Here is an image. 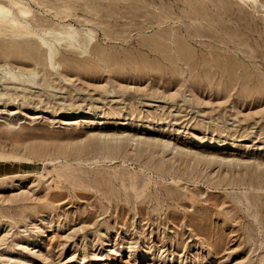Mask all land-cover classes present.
<instances>
[{
  "label": "rangeland",
  "instance_id": "obj_1",
  "mask_svg": "<svg viewBox=\"0 0 264 264\" xmlns=\"http://www.w3.org/2000/svg\"><path fill=\"white\" fill-rule=\"evenodd\" d=\"M0 8V264H264V0Z\"/></svg>",
  "mask_w": 264,
  "mask_h": 264
},
{
  "label": "bare ground",
  "instance_id": "obj_2",
  "mask_svg": "<svg viewBox=\"0 0 264 264\" xmlns=\"http://www.w3.org/2000/svg\"><path fill=\"white\" fill-rule=\"evenodd\" d=\"M14 6H18V4H14ZM19 12L22 14H25L23 11L19 10ZM0 28L4 29L5 31H9L7 34L14 36L18 39H27L32 38L36 40V42L40 43L44 47H48L47 40L43 37V35H40L39 32L34 31L27 23H22V21L14 20L10 13L8 11H3V9L0 8ZM78 34L74 31H70L69 35L65 38H68L69 42L71 44L77 42L78 43ZM50 47V46H49ZM54 60L53 51L51 48H49V61L52 64ZM17 72H15V68L10 70L9 72H2L0 77V84L3 85L6 84H14L18 83L21 90H27V84L36 86L38 85L37 82H34L33 80H30V77L28 76H17ZM26 75V74H25ZM15 88V87H14Z\"/></svg>",
  "mask_w": 264,
  "mask_h": 264
}]
</instances>
